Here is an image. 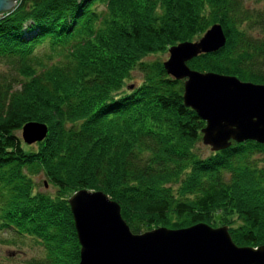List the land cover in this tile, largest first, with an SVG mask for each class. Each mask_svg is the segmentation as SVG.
<instances>
[{"label":"trees","instance_id":"1","mask_svg":"<svg viewBox=\"0 0 264 264\" xmlns=\"http://www.w3.org/2000/svg\"><path fill=\"white\" fill-rule=\"evenodd\" d=\"M214 25L223 47L186 67L264 86V0H18L0 17V230L41 249L25 264H78L67 199L81 190L115 202L132 235L218 223L264 245V145L201 158L183 80L146 61ZM28 123L47 129L30 146Z\"/></svg>","mask_w":264,"mask_h":264},{"label":"water","instance_id":"2","mask_svg":"<svg viewBox=\"0 0 264 264\" xmlns=\"http://www.w3.org/2000/svg\"><path fill=\"white\" fill-rule=\"evenodd\" d=\"M15 1L0 0V17L14 9ZM224 42L221 28L211 26L197 42L169 48L168 59L162 63L166 75L183 80L182 104L204 122L201 144L213 153L228 148L231 142L264 145V86L193 72L185 65L200 54L215 53ZM46 132L44 125L28 123L21 128L20 139L30 146L42 141ZM67 205L79 246L78 264H96L94 259L101 264H264V245L237 247L226 227L198 224L132 235L119 206L101 192L77 191ZM105 246L109 251L102 254L99 248Z\"/></svg>","mask_w":264,"mask_h":264},{"label":"rangeland","instance_id":"3","mask_svg":"<svg viewBox=\"0 0 264 264\" xmlns=\"http://www.w3.org/2000/svg\"><path fill=\"white\" fill-rule=\"evenodd\" d=\"M167 59H168V53L162 56L159 55V56L149 57L147 58L146 61H152V60L157 61L158 60L162 64ZM139 82H140V75L136 72L132 73V80L126 83L127 90H129L128 87L130 85L136 86ZM16 135L20 139V132H18ZM196 151L201 158H205L209 156L210 153H212L210 151V148L205 145H202L201 142L197 145ZM34 181L37 184L36 190L40 192H46L49 194H52L54 192L51 186H48V185H46L45 187L43 186L44 179L42 178V176L35 177ZM218 214L216 216H218ZM215 226L216 227H211V226H208V227L212 229L226 227V226L219 225L218 223L215 224ZM167 230H170V229H167ZM10 241H14L15 244L11 245ZM41 257H42L41 249L35 246L33 243H30L29 241H21L17 239V237L12 232H9L6 230H0V264H25V262L30 259H39Z\"/></svg>","mask_w":264,"mask_h":264},{"label":"bare ground","instance_id":"4","mask_svg":"<svg viewBox=\"0 0 264 264\" xmlns=\"http://www.w3.org/2000/svg\"><path fill=\"white\" fill-rule=\"evenodd\" d=\"M17 1H18V0H16L15 2L17 3ZM226 228H227V227H226ZM103 230H104V229H103ZM227 232H228V231H227ZM94 247H95V246H94ZM97 247H98V246H97ZM95 248H96V247H95ZM99 250H101L102 254H104L105 251H109V248H108V246H105L104 249H102V248L100 249V248H99ZM99 252H100V251H99ZM92 253H93V255H94V254L97 253V251H95V253H94V252H92ZM93 257H94V256H93ZM97 257H98V256H97ZM94 263H96V264H101V262H98V261L96 262V259H94ZM91 264H93V262H92ZM103 264H105V263L103 262Z\"/></svg>","mask_w":264,"mask_h":264}]
</instances>
